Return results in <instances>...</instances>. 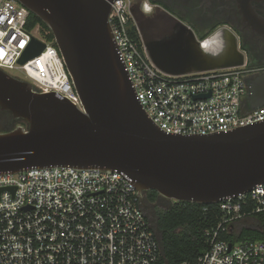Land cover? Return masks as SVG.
<instances>
[{
    "label": "built area",
    "instance_id": "built-area-1",
    "mask_svg": "<svg viewBox=\"0 0 264 264\" xmlns=\"http://www.w3.org/2000/svg\"><path fill=\"white\" fill-rule=\"evenodd\" d=\"M136 1L116 0L109 22L140 104L158 128L213 134L264 119V106L248 107L244 67L178 75L160 70L137 29ZM141 8L150 12L147 4ZM30 17L16 0H0V69L24 75L36 92H57L84 112L55 41L40 26L29 30ZM134 26L139 41L130 35ZM33 38L46 49L20 65ZM216 205L221 221L204 232L209 249L183 264H264V241L222 239L235 222L264 214V184ZM143 206L139 191L117 172L55 167L0 175V264H161V239Z\"/></svg>",
    "mask_w": 264,
    "mask_h": 264
},
{
    "label": "water",
    "instance_id": "water-1",
    "mask_svg": "<svg viewBox=\"0 0 264 264\" xmlns=\"http://www.w3.org/2000/svg\"><path fill=\"white\" fill-rule=\"evenodd\" d=\"M16 1L50 29L84 112L59 93H38L0 69V112L20 123L0 132V175L55 167L117 172L139 191L157 233L158 220L144 200L150 191L168 201L215 205L264 184V119L184 136L156 126L140 104L111 29L116 0ZM182 26L149 42L142 27L160 70L178 75L226 67L187 69L186 60L198 65L211 57ZM45 49L33 38L20 65ZM248 104L252 110L264 106V75L250 80Z\"/></svg>",
    "mask_w": 264,
    "mask_h": 264
},
{
    "label": "flooded vegetation",
    "instance_id": "flooded-vegetation-1",
    "mask_svg": "<svg viewBox=\"0 0 264 264\" xmlns=\"http://www.w3.org/2000/svg\"><path fill=\"white\" fill-rule=\"evenodd\" d=\"M137 1L152 41L183 25L198 40L212 37L215 50L208 59L211 66L241 65L250 80L264 75V0ZM144 4L150 12L141 8ZM9 115L0 112V122L8 128L14 123ZM161 200L165 199L161 197L156 206L148 207L156 220Z\"/></svg>",
    "mask_w": 264,
    "mask_h": 264
},
{
    "label": "trees",
    "instance_id": "trees-1",
    "mask_svg": "<svg viewBox=\"0 0 264 264\" xmlns=\"http://www.w3.org/2000/svg\"><path fill=\"white\" fill-rule=\"evenodd\" d=\"M37 26H40L42 35L48 41H54L50 29L38 17L31 14L29 30ZM130 35L132 39L139 41L135 26L130 29ZM205 39L207 37L202 40ZM159 198L161 197L157 192L150 191L145 195L144 200L148 207H154ZM157 211L158 233L161 236L163 248L161 264L195 262L209 249L205 230L216 228L221 221L219 206L216 204L175 203L168 210ZM222 239L231 243L246 240L264 241V214L235 222L231 232L223 235Z\"/></svg>",
    "mask_w": 264,
    "mask_h": 264
},
{
    "label": "crops",
    "instance_id": "crops-1",
    "mask_svg": "<svg viewBox=\"0 0 264 264\" xmlns=\"http://www.w3.org/2000/svg\"><path fill=\"white\" fill-rule=\"evenodd\" d=\"M133 15H134V18H135V23H136V26H137V29H138V31H139V34L141 35V37H142V39H144V37H143V35H142V32L140 31V29L142 30V27H143V29H144V31H145V33H146V35L148 36L147 38H145V40H147L148 42L149 41H152V40H150L149 38V34H151V33H149V31L147 30L146 31V28H145V24H144V22L145 21H143V16H144V14L142 13V11L140 10V6H139V2L138 1H136V3H134V6H133ZM158 18H160V17H158ZM156 19V18H155ZM156 20H158V19H156ZM138 23V24H137ZM155 26V25H154ZM148 27V26H147ZM140 28V29H139ZM171 34H172V31H171ZM166 35H168V33L166 34ZM170 35V34H169ZM175 36V35H174ZM202 53H205L204 55H206V56H210V54H212V52L210 53V51L209 52H202ZM211 57V56H210ZM208 67H211V66H208Z\"/></svg>",
    "mask_w": 264,
    "mask_h": 264
},
{
    "label": "bare ground",
    "instance_id": "bare-ground-1",
    "mask_svg": "<svg viewBox=\"0 0 264 264\" xmlns=\"http://www.w3.org/2000/svg\"><path fill=\"white\" fill-rule=\"evenodd\" d=\"M149 7V6H148ZM150 8V7H149ZM181 46L183 45V44H180ZM199 51L200 52H209L210 51V53L212 52H214V50H215V46H214V43H213V40H212V38L211 39H209L206 43H205V45L203 46V47H199ZM212 54H210V56H211ZM187 56V55H186ZM188 57V56H187ZM195 63H197V62H195ZM210 63H211V61H209V60H206V61H200V64H198V65H195V64H193V61L191 60V62L190 61H188L187 62V60H186V62H184V65H185V67L187 68V69H193V68H199V69H203V68H208V66H211L210 65ZM204 70H206V69H204Z\"/></svg>",
    "mask_w": 264,
    "mask_h": 264
},
{
    "label": "rangeland",
    "instance_id": "rangeland-1",
    "mask_svg": "<svg viewBox=\"0 0 264 264\" xmlns=\"http://www.w3.org/2000/svg\"><path fill=\"white\" fill-rule=\"evenodd\" d=\"M138 24V23H137ZM140 29V28H139ZM140 31L142 32V35L144 34L143 31L140 29ZM147 31V30H146ZM152 35V34H151ZM164 35H161V36H158L157 39L155 41H158L160 40ZM145 37V36H143ZM182 44H184V41H182ZM15 74V73H14ZM20 77L22 79H26V77L24 75H20ZM10 116V115H9ZM20 123H13L11 124V126L9 127L11 130L12 129H15ZM8 127L5 126V124H3L2 122H0V132H6L8 129ZM160 211H163V210H168L169 208H171V206L173 205L172 204V201H168V200H161L160 202ZM160 239H161V236L160 234L158 233Z\"/></svg>",
    "mask_w": 264,
    "mask_h": 264
}]
</instances>
